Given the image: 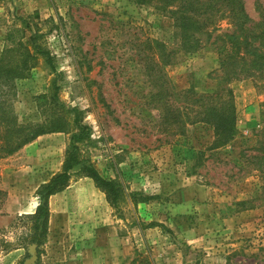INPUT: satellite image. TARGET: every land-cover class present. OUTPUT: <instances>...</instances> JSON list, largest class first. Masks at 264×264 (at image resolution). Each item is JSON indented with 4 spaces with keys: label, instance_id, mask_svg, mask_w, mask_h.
Wrapping results in <instances>:
<instances>
[{
    "label": "rangeland",
    "instance_id": "rangeland-1",
    "mask_svg": "<svg viewBox=\"0 0 264 264\" xmlns=\"http://www.w3.org/2000/svg\"><path fill=\"white\" fill-rule=\"evenodd\" d=\"M243 1L251 34L263 42L246 41L214 13L190 31L199 40L194 50L179 7L0 0V57L22 34H38L63 74L60 102L78 108L91 129L81 159L127 192L114 208L76 167L69 186L49 199L44 244L23 246L30 223L22 216L63 170L72 133L38 137L0 159V264H264V0ZM34 63L25 79L0 85V101L21 125L49 120L55 74L45 58ZM223 78L236 127L219 145L197 100L226 86Z\"/></svg>",
    "mask_w": 264,
    "mask_h": 264
},
{
    "label": "trees",
    "instance_id": "trees-1",
    "mask_svg": "<svg viewBox=\"0 0 264 264\" xmlns=\"http://www.w3.org/2000/svg\"><path fill=\"white\" fill-rule=\"evenodd\" d=\"M140 4H154L160 11H165L171 7H179L181 14L180 20L189 21L191 24L180 26L183 36L192 38L196 43L194 50L198 48L199 40L194 39L189 33L195 29L198 31L200 22L199 19L208 20L214 13L220 16L221 19H229L231 24L236 27V31L248 41L260 39V35L251 34L253 30L252 20L248 15L243 0H134ZM176 23H179L178 18ZM202 24V23H201ZM205 32V30H204ZM206 33V32H205ZM37 33L31 32L30 35L22 34V38L15 43L14 47L6 48L0 57V85L4 83L9 85V81L15 79H25L32 68L34 61L38 56L45 58L46 64L50 67L55 77L52 82V93L47 109H49V120L44 124H29L21 125L17 120L10 116L6 111L4 104L0 101V159L12 156L21 150L24 146L32 143L38 137L49 133H72L71 147L66 151V159L63 170L54 175L50 181L43 184L37 190L36 196L39 200L36 210L22 216L25 221H28V233L22 238V245L29 246L36 244L41 247L48 237L50 207L49 199L65 190L70 183L72 173L76 167H80V172L86 178L93 180L96 187L104 192L112 207L118 208L122 201H125L127 192L124 184L119 179H106L88 162L81 159L82 146L86 141L90 140L91 129L83 123L81 111L78 108H69L60 102V92L62 86L60 81H63V74L57 72L55 57L49 50L44 49L37 41ZM234 38V35L231 36ZM217 39H221L218 36ZM235 39V38H234ZM259 41L263 42L262 39ZM157 49H160L164 54L165 45L155 42ZM226 59H230L228 52H220ZM168 57H162L165 63ZM165 59V60H164ZM231 64V59L224 61L223 64ZM166 63L165 65H167ZM158 68V76L163 73L161 64L156 65ZM226 77V76H225ZM219 83L216 90L211 94L201 96L197 101L201 103L198 116L202 121H207L214 127L215 144H225L233 139L236 127V109L232 100H229L232 92L228 89V81ZM6 81V82H5ZM188 95L187 93H185ZM40 100H48L47 96L41 97ZM160 102L165 101L161 98ZM158 102V101H157ZM167 104V102H165ZM131 197L138 203L136 194H131ZM149 258L146 257L145 263H148ZM135 264V262L133 263Z\"/></svg>",
    "mask_w": 264,
    "mask_h": 264
},
{
    "label": "crops",
    "instance_id": "crops-1",
    "mask_svg": "<svg viewBox=\"0 0 264 264\" xmlns=\"http://www.w3.org/2000/svg\"><path fill=\"white\" fill-rule=\"evenodd\" d=\"M102 251H103V250H102ZM103 255H104V254H103ZM98 258H99V259H97L98 261H102V262H104V260H103L104 257H102V256L99 255Z\"/></svg>",
    "mask_w": 264,
    "mask_h": 264
}]
</instances>
